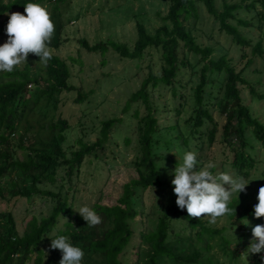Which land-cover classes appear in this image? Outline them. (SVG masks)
Instances as JSON below:
<instances>
[{
	"label": "trees",
	"instance_id": "obj_1",
	"mask_svg": "<svg viewBox=\"0 0 264 264\" xmlns=\"http://www.w3.org/2000/svg\"><path fill=\"white\" fill-rule=\"evenodd\" d=\"M45 1L0 0V36L3 35V40L11 13L23 14L27 3L43 4ZM54 1L56 3L50 14L55 33L50 47L59 50L65 29L59 5L69 0ZM167 1L168 14L163 20L169 24L150 34L142 23H138L133 47L114 41L95 45L87 40L80 41L89 52L105 54L111 46L121 58L135 61L137 67L150 54V50L159 53L161 61V74L157 75L153 67L148 66V76L141 87L131 94L123 110L127 115L131 112L129 121L133 119L136 122L137 154L127 163L134 170L135 177L123 185L113 205L96 202L90 206L102 218V223L97 226L87 227L86 221L74 209V194L69 190L63 193L53 187L61 169L73 182L88 158L99 160L112 138L118 139L116 134L121 130V124L125 123L123 119L104 120L96 141L84 142L79 139V148L72 151L69 157L64 146L71 125L58 113L62 94L76 90L70 84L72 73L68 63L53 54L45 66L39 63V57L31 54V59L27 60L22 70L6 72L4 77H7V81H0V200L9 203L14 198L32 200L41 195L55 202L48 217H33L22 233L17 230L11 212H0V264H26L35 253V264H53L52 258L44 262L45 254L39 246L55 230L53 239L65 235L73 246L82 248L85 255L81 264H222L215 257L205 256L212 248L215 237H219L220 241L217 246L230 256L228 264H236L240 259L243 264H264V252L249 254L247 258L246 254L242 255L253 240L252 231L243 232L235 248L230 236L232 229L244 231L247 220L251 228L264 225V218L256 219L254 216L260 187L252 196L246 192L237 193L228 205L233 211L225 215L227 224L218 228L211 225L209 220L191 218L186 209L178 208L172 180L165 179L167 172L160 163L165 158L163 151L169 150L176 141L182 139L185 146H190L207 121L212 124L207 133L208 143L212 147L217 141L218 132V121L213 111L216 108L225 122L221 143L233 153L230 165L238 177L251 178V170L258 163L250 153L254 150L255 141L264 147V123L244 99L243 90L247 89L249 98L256 102L264 99V92L258 91L260 84L256 85L250 79L248 81L245 73L249 72L252 76L249 67L257 56L261 58V64L264 63V47L263 40L255 42L242 33L240 27L251 28L252 24L239 18L238 13L241 9H258V14L264 17V0H242L235 4L223 0L221 10L217 8L216 0ZM200 4L219 22L220 30L231 36L234 50L227 48L224 54L214 57L215 47L198 43L195 33ZM191 19L194 21L189 25ZM263 24L261 22L260 26ZM187 53H192L194 61ZM237 55H240L239 58ZM241 62L245 65L240 69ZM184 71L189 74V82L194 75L198 76L192 87L194 115L190 117L195 127L187 137L181 136L177 123L161 127L158 117L160 108L153 97L158 87L170 88L172 96L181 99L179 106L175 107L177 114H180L189 104L183 91L186 86L183 79H179ZM31 85L35 87L33 91L29 89ZM77 90L75 102L85 103L88 94L82 88ZM89 94H93V91ZM134 104L143 105L145 113L142 114ZM175 132L179 135L174 136ZM124 145L127 151L131 149L133 138L126 136ZM198 160L201 162L204 159L200 156ZM261 176L264 177V173ZM261 185H264L262 180ZM159 188L167 193L166 203L155 207L159 215L156 222H152V230L141 229L137 232L136 226L140 225L137 218L142 215L138 209V197L142 196L138 193ZM62 220H66L64 228H59ZM54 253L61 252L55 250Z\"/></svg>",
	"mask_w": 264,
	"mask_h": 264
},
{
	"label": "rangeland",
	"instance_id": "obj_2",
	"mask_svg": "<svg viewBox=\"0 0 264 264\" xmlns=\"http://www.w3.org/2000/svg\"><path fill=\"white\" fill-rule=\"evenodd\" d=\"M216 1L218 10H221L223 0ZM241 1L227 0L229 4ZM247 1L250 2L252 0ZM55 3L54 0H46L41 5H47L48 11L51 13ZM168 8L169 3L167 0H69L66 4L59 5L65 29L62 36L63 44L59 50L54 49L53 54L68 63L72 73L70 84L76 88L72 92H64L62 94L58 111L61 117L67 119L71 125L64 146L69 157H71L72 151L79 148V139L84 142L96 141L104 120L117 117L122 118L125 122L121 124V130L116 134L118 139L112 138L106 152L102 154L99 160L94 157L88 158L79 175L74 176L73 182H70L65 170H60L53 189L60 190L63 193L69 190L72 195L74 194L76 197L74 209L77 211L82 206L90 207L96 202L113 205L119 198L123 185L135 177L134 170L127 163L135 159L137 154L136 122L133 119L129 121L131 112L128 113V116L123 110L131 94L141 87L143 80L148 76V66H152L157 75L161 74L160 54L155 50H150V54L137 67L135 61L121 58L111 46L105 54L89 52L82 46L80 41L87 40L91 45L114 41L126 43L128 46L133 47L137 39V24L142 23L150 34H154L156 29L169 24L163 20L168 14ZM258 12V9H241L238 13L239 18L248 20L252 25L251 28L240 27V30L243 31L242 33L247 34L246 36L254 39L255 42L263 40L262 45L264 47V24L260 26L261 22H264V17L259 15ZM199 13L200 18L196 21L195 33L198 36V43L202 46L212 45L215 47L214 57L224 54L227 48L234 50L235 45L231 42V36L220 30L219 22L213 15L208 13L206 7L202 4L199 6ZM193 21L191 19L189 25ZM7 38V35H5L3 40V35H1L0 45H3ZM187 56L194 61L192 53H187ZM239 56L237 55L238 58ZM31 57L32 55L29 54L27 60L31 59ZM254 59L249 67V71H252V76L249 75V72H245L246 79L248 81L250 79L256 85L259 83L258 91L264 92V63L261 64V58L258 56ZM244 65L245 63L241 62L239 68L241 69ZM23 67L24 64L15 69L22 70ZM189 71L192 73L191 70ZM5 74L6 72H0L1 82L7 81V77H4ZM197 78L198 76L194 75L191 82H189L190 77L186 71L180 74L179 79H183V83L186 86L183 91H185L189 101L188 106L183 108L180 114H177L175 107L179 106L181 99H175L170 92V88L161 86L158 87V90L154 89L155 91L153 92L154 100L160 108L158 117L161 127H169L177 123L179 124L182 137L191 135V130L195 127L190 117L194 115L192 87ZM219 78H222V76ZM78 88H82L88 94V99L85 103L78 104L75 102ZM29 89L33 91L35 87L32 86ZM90 91H93V94H89ZM248 93L247 89L243 90L244 99H247L251 107H253L255 115L264 123V99L256 102L249 98ZM138 105L134 104V107H139L142 114H144V106ZM213 111L218 121L216 143L212 147L208 143L207 133L212 128V124L209 121L199 129L200 131L197 132L190 146H185L182 143V139L173 143L169 150L163 151L165 158L160 161L167 172L165 178L167 181L174 179L175 167L182 163L183 156L188 151L196 152L197 159L200 156L203 157L204 160L201 162L198 160V167H203L204 164L212 162L216 165L213 174L228 173L234 178L238 177L234 168L230 165L233 153L228 146H224L221 143V131L225 123L224 118L216 112V108ZM176 134L179 135L178 132H175L174 136ZM126 136L133 138V146L128 151L124 145ZM201 147H203L202 150H200ZM250 154L258 164L251 170V178H248L249 180L246 179L249 184L244 192L252 196L258 187L264 186L261 185V180L264 181V177L261 176L264 173L263 145L255 141L254 150ZM71 186H73L72 189ZM138 194L142 196L138 197L140 201L138 209L142 211V215L137 218L140 223L139 226H136L137 232L141 229L150 231L153 228L152 222H156L159 215L155 212V207L165 205L167 193L159 188L141 191ZM236 195L237 193L232 198ZM54 205L55 202L51 198L41 195L35 196L32 200L14 198L9 203L0 200V212H11L14 216L17 230L22 233L33 217L38 219L48 217ZM205 219L209 220L207 217ZM65 221L62 220L59 228H64ZM226 224V217L223 216L211 225L220 228ZM176 227H178V224H176ZM250 228V226H247L241 232L237 229L230 231L233 248H235V244L243 232H251ZM176 229L180 230L179 228ZM55 234L56 230L46 236L39 248L45 254L44 262L48 258H52L53 264H59L62 253L56 254L54 253L55 250H50V239H53ZM137 241L141 242L138 239ZM219 242V237H215L212 240V248L206 252L205 256L215 257L220 263L228 264L230 256L217 246ZM36 257L37 253L33 254V259L26 264H35L34 259ZM131 261L132 257L130 258ZM236 264H243L242 260L240 259Z\"/></svg>",
	"mask_w": 264,
	"mask_h": 264
},
{
	"label": "clouds",
	"instance_id": "obj_3",
	"mask_svg": "<svg viewBox=\"0 0 264 264\" xmlns=\"http://www.w3.org/2000/svg\"><path fill=\"white\" fill-rule=\"evenodd\" d=\"M54 33L55 24L47 5L27 3L23 14L11 13L6 25L7 41L0 45V72L11 73L16 67L27 63L29 54L39 57V63L47 66L54 53L50 47ZM198 163L197 153L188 151L182 163L175 167L171 183L177 197L176 205L181 210L186 209L189 217H207L214 224L218 218L233 211L228 207L232 196L244 192L249 183L242 176L234 178L228 173L213 174L211 169L216 165L212 162L203 167H198ZM257 200L254 216L256 219L264 218V186L259 188ZM77 212L86 221L87 227L102 223L101 216L88 206H82ZM244 225L250 226L249 221ZM251 231L253 240L242 254H246V258L249 254L264 252V225H256ZM50 240V250L62 253L59 264H81L85 253L81 247L73 246L67 236L59 235Z\"/></svg>",
	"mask_w": 264,
	"mask_h": 264
}]
</instances>
